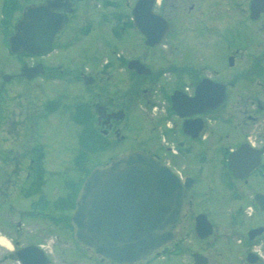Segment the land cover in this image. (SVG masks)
I'll use <instances>...</instances> for the list:
<instances>
[{"label":"flooded vegetation","instance_id":"flooded-vegetation-1","mask_svg":"<svg viewBox=\"0 0 264 264\" xmlns=\"http://www.w3.org/2000/svg\"><path fill=\"white\" fill-rule=\"evenodd\" d=\"M45 1L4 0L1 7L22 11ZM86 1L94 0L63 5L64 26L40 55L8 52L18 20L7 38L12 61L3 65L12 71L0 66V233L12 238L13 249L0 252V264H19L18 252L29 246L43 251L47 264H116L82 254L74 241L79 186L46 187L49 171L60 165L79 170L80 164L79 152L59 163L58 153L41 145L55 123L65 125L70 138H87L94 152L121 148L109 162L133 153L152 157L185 186L187 209L175 239L134 264H264V0H154L169 25L162 44L146 45L134 29L131 41L116 35L121 51L97 58L93 49L81 66L76 45L90 35L99 10L88 3L81 14ZM136 1H125L130 24ZM231 30L245 41L227 46L226 66L211 67L225 55L220 44ZM198 53L201 62L194 60ZM24 69L28 75L3 80ZM204 80V106L192 113L189 99ZM18 85L25 101L20 94L21 103L9 109L7 98ZM231 90H237L233 98ZM176 92L175 101L187 106L183 117L174 109ZM33 223L45 227L34 232Z\"/></svg>","mask_w":264,"mask_h":264},{"label":"water","instance_id":"water-1","mask_svg":"<svg viewBox=\"0 0 264 264\" xmlns=\"http://www.w3.org/2000/svg\"><path fill=\"white\" fill-rule=\"evenodd\" d=\"M69 0H47L25 7L15 34L10 38L14 54H42L62 29L60 11ZM134 26L155 46L167 36L168 23L154 11V0H138L133 9ZM143 73L140 69H136ZM28 75L4 76L5 81ZM174 109L183 117L185 104L175 100ZM192 113L202 111L204 83L189 99ZM187 208V193L178 176L166 165L138 153L95 167L84 181L72 216L76 242L95 257L107 262L133 264L146 259L171 242ZM36 246L18 252L21 264H47ZM42 261L39 262L40 258Z\"/></svg>","mask_w":264,"mask_h":264},{"label":"rangeland","instance_id":"rangeland-1","mask_svg":"<svg viewBox=\"0 0 264 264\" xmlns=\"http://www.w3.org/2000/svg\"><path fill=\"white\" fill-rule=\"evenodd\" d=\"M28 1H39V0H28ZM126 0H94L91 3L84 2L82 3L79 12L83 14L84 8L87 6V4L91 7L94 6L98 7V12H96L95 19L90 21V24L92 27V31L90 35L87 38H82L79 43L76 45V49L78 48L79 51H81L80 56V65H84L88 60V54L91 53L93 49H96L97 58H99L104 53L110 54L112 51L120 50L123 45L121 43V38H117L116 35H122L123 41L126 39L128 41H131V38H133L136 35V32L134 28L132 27V24L129 23V21L126 19V17L129 15V10L126 7ZM4 0H0V55L2 59H0V66H3L4 72H10L12 71L10 68L7 69L3 63L9 65V63L12 61L11 57H8L6 55V42L3 40L2 35H7L9 32H11V26L15 23V16L7 14V12H4L1 10V5H3ZM93 5V6H92ZM19 16V12H17L16 17ZM114 16L117 19L112 20L110 17ZM84 17H80L82 20ZM114 29V30H112ZM230 42H229V41ZM245 41V38L243 36L237 35V33L234 30H231L227 33L226 39L224 43H221L220 45L222 47H225L224 49H221V52L225 54V50H227V46L232 44L236 45H242V43ZM105 43H109V46L107 47ZM102 45H105L104 47H107V49H104ZM125 50V48H123ZM121 51V50H120ZM85 52V53H84ZM226 54L222 55L218 58V60L211 65V67H214L216 69H219L220 67L226 66ZM65 59H67V56H65ZM197 60L201 62L202 60V54L198 53L195 55L194 60ZM240 73V71H234L232 79H236L237 75ZM242 79V77H241ZM83 89V87H81ZM21 90V91H20ZM237 90L230 92L232 95V98L234 97V94ZM247 92L249 93L248 89L242 90L241 94L246 95ZM17 93L19 96H16ZM25 91L23 87H20L19 85L16 86V89L12 90L10 92L8 99L9 102V109H10V103L13 107H17L18 104H20V94H22V102L25 101V98H23ZM131 120V119H130ZM129 120V121H130ZM128 121V122H129ZM137 122V117L135 116L131 121L130 124L133 125ZM53 123V122H52ZM125 133L127 135L133 134V128H125ZM52 134L50 135V139L47 140L46 143L41 140V145H44L46 147L45 151H55L58 153V161L59 163H63L65 157H72L73 155L77 154L79 152L80 155V164H79V170L70 168H65L64 166L60 165L62 168H57L55 170L49 171L48 179L46 181V187H49V185H56L58 182L63 187L64 191L69 190L68 185H72L73 183H76L77 186H79L81 183H83L84 179L86 178L87 174L92 170L94 167L103 165L105 163H108L110 158L116 157L121 151V148H117L115 150H108V151H99L94 152L90 149L88 145V139H81L80 141L78 139H73L72 137H68L67 134V128L65 125L61 123H55L52 126ZM43 131V124L40 123L39 132ZM55 140L57 142V145L52 146V141ZM85 140V141H84ZM49 142L51 144H49ZM21 147V144L18 145ZM80 150V151H79ZM66 162V161H65ZM89 171V172H88ZM73 186L70 188L72 189ZM52 191V190H50ZM53 194V192H52ZM30 229H32L34 232L36 228H44L45 224L37 225L35 223L29 225ZM40 231V230H39ZM41 232V231H40ZM82 254L85 253L84 250H82ZM0 252H7L4 250H0ZM77 256H81V253L78 251L76 253ZM6 264H15L13 261L8 260ZM78 264H84V262H79Z\"/></svg>","mask_w":264,"mask_h":264},{"label":"clouds","instance_id":"clouds-1","mask_svg":"<svg viewBox=\"0 0 264 264\" xmlns=\"http://www.w3.org/2000/svg\"><path fill=\"white\" fill-rule=\"evenodd\" d=\"M13 249V240L4 233H0V250L11 251Z\"/></svg>","mask_w":264,"mask_h":264}]
</instances>
